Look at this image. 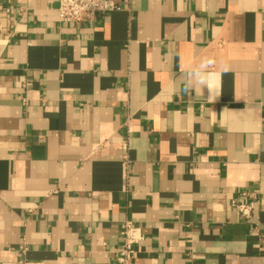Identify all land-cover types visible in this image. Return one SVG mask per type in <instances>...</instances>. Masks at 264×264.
<instances>
[{
  "label": "crops",
  "instance_id": "obj_1",
  "mask_svg": "<svg viewBox=\"0 0 264 264\" xmlns=\"http://www.w3.org/2000/svg\"><path fill=\"white\" fill-rule=\"evenodd\" d=\"M118 2L0 0V264H264V0Z\"/></svg>",
  "mask_w": 264,
  "mask_h": 264
},
{
  "label": "built area",
  "instance_id": "obj_2",
  "mask_svg": "<svg viewBox=\"0 0 264 264\" xmlns=\"http://www.w3.org/2000/svg\"><path fill=\"white\" fill-rule=\"evenodd\" d=\"M59 23L79 25L94 19L96 14L118 9V0H53ZM129 121V119H128ZM128 121L126 126L128 127ZM256 202L255 193L243 191L240 198L233 200V207L242 219L249 220ZM121 245L116 252L117 264H134L136 245L143 239L140 227L125 219L120 225Z\"/></svg>",
  "mask_w": 264,
  "mask_h": 264
},
{
  "label": "clouds",
  "instance_id": "obj_3",
  "mask_svg": "<svg viewBox=\"0 0 264 264\" xmlns=\"http://www.w3.org/2000/svg\"><path fill=\"white\" fill-rule=\"evenodd\" d=\"M214 68L215 60L205 57L192 70L185 72L181 76L183 82L181 90L185 93H190L204 88L211 89L215 78L219 75V72L213 70ZM172 88L175 90V83H173Z\"/></svg>",
  "mask_w": 264,
  "mask_h": 264
}]
</instances>
